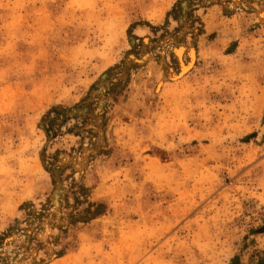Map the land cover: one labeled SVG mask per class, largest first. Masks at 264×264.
I'll list each match as a JSON object with an SVG mask.
<instances>
[{
  "label": "rangeland",
  "instance_id": "374dc122",
  "mask_svg": "<svg viewBox=\"0 0 264 264\" xmlns=\"http://www.w3.org/2000/svg\"><path fill=\"white\" fill-rule=\"evenodd\" d=\"M0 264H264V0H0Z\"/></svg>",
  "mask_w": 264,
  "mask_h": 264
},
{
  "label": "bare ground",
  "instance_id": "6f19581e",
  "mask_svg": "<svg viewBox=\"0 0 264 264\" xmlns=\"http://www.w3.org/2000/svg\"><path fill=\"white\" fill-rule=\"evenodd\" d=\"M177 54H178V56L180 57L182 54H183V52H182V50L180 49L179 51L177 50ZM181 58V57H180ZM192 65V64H191ZM187 67H190V66H187ZM186 68L184 67V71H186L185 70ZM188 69V68H187ZM184 73V72H183Z\"/></svg>",
  "mask_w": 264,
  "mask_h": 264
}]
</instances>
